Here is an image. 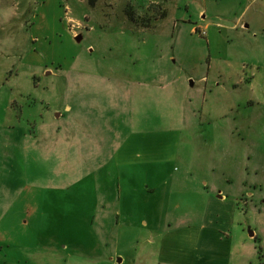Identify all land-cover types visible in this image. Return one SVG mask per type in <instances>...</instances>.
<instances>
[{
    "label": "rangeland",
    "instance_id": "1",
    "mask_svg": "<svg viewBox=\"0 0 264 264\" xmlns=\"http://www.w3.org/2000/svg\"><path fill=\"white\" fill-rule=\"evenodd\" d=\"M90 1L0 0V264H53L37 260L56 250L43 248L39 239H68V213L89 210L114 191L134 193V214L119 220L125 240L134 241L146 232L143 221L149 227L156 222L160 207L175 218L196 193L195 185L200 202L211 188L201 185L203 177L211 178L206 166H190L195 182L179 179L187 163L207 159L210 146L200 127H183L187 93L200 86L191 87L189 76L206 62L199 23L227 24L249 0ZM257 5L249 16L260 14ZM256 27L249 29L251 37L264 32ZM215 29H209L211 39ZM260 89L255 84L252 98ZM247 92L248 86L242 87L232 97L240 110H251L247 150L263 179L264 101L243 106ZM218 103L210 100L201 111H220ZM154 128L184 129L182 139L158 136L155 156L114 168L117 145L123 142L126 158L141 153L149 140H133V133ZM261 189L264 201V180ZM262 205L253 219L261 225ZM43 210L58 211L59 220L42 226L39 237ZM244 225L248 236L253 225ZM262 253L258 239L250 240L244 260L237 261L264 264Z\"/></svg>",
    "mask_w": 264,
    "mask_h": 264
},
{
    "label": "crops",
    "instance_id": "2",
    "mask_svg": "<svg viewBox=\"0 0 264 264\" xmlns=\"http://www.w3.org/2000/svg\"><path fill=\"white\" fill-rule=\"evenodd\" d=\"M258 3L260 14L249 16L248 11ZM199 26L204 32L202 35L197 33L206 45L204 51L207 53L203 55L206 62H199L189 76L193 77V80H189L191 87L194 88L197 83L200 86L193 92L188 91L191 94L187 93L186 101L189 105L188 111L183 112L187 119L183 127L188 130L200 127L198 133L203 140H209L210 146L207 159L199 163H187L184 175L181 174L179 179L195 182L189 176L193 173L190 166L196 164L208 167L212 173L211 178L203 177L201 185L211 188L206 191L203 201H198L199 192L195 185L196 193L187 197L190 207L186 205L175 218L168 209L160 207L158 210L161 214L154 219L156 222L151 227L146 221L141 224V227L146 228L145 234L140 233L134 241H126L119 220L123 221L124 213L134 214V193L127 191L126 196L119 190L114 191L107 199L99 197L96 205L89 210L68 213V228L72 230L68 239H39L43 248L53 245L56 250L52 256L43 253L37 255L38 261L45 263V259H50L53 264H241L248 243L257 239L264 257V224L253 222L254 218H259L258 214L263 209L261 181L264 178L258 176V166L252 167L257 162L252 161L253 156L247 150L245 135L253 120L252 113L251 110L248 113L240 110L232 97L236 90L248 86L247 95L241 102L243 106L253 105L257 100L264 101V32L256 35L253 31L254 37L249 32L252 26L264 31V0H249L234 20L227 24L200 22ZM210 27L216 28L213 39L209 36ZM250 39H255V42H250ZM249 57L253 59L249 60ZM181 80L185 84L188 82L186 79ZM258 83L261 84L260 96L255 99L252 95ZM183 86L186 88L188 84ZM210 100L212 103L219 102L222 107L220 111H201ZM183 130L170 128L163 132L154 128L133 133V140L137 141L138 136L149 140L145 144L147 148L143 146V152H136L126 158V148L121 145L123 142L121 146L118 144L113 154L114 168L117 165L119 168L133 166L137 160L155 156L158 136L170 133L176 135L180 142ZM168 157H175V161H178L176 156ZM167 194L164 192L165 200L169 199ZM126 204L131 205L127 208ZM46 211L40 214L39 237L42 226L48 222L47 225L51 227L59 220L56 218L58 211ZM93 213L98 215L93 216ZM218 214L223 216L221 222L216 219ZM244 223L253 225L248 230V236L244 233ZM238 256L243 260L237 261Z\"/></svg>",
    "mask_w": 264,
    "mask_h": 264
},
{
    "label": "trees",
    "instance_id": "3",
    "mask_svg": "<svg viewBox=\"0 0 264 264\" xmlns=\"http://www.w3.org/2000/svg\"><path fill=\"white\" fill-rule=\"evenodd\" d=\"M90 2L93 4L92 0ZM128 17H129L130 20L134 21V16L132 15V13H128ZM258 248L261 249L260 247H258ZM260 255H262V254H260Z\"/></svg>",
    "mask_w": 264,
    "mask_h": 264
},
{
    "label": "water",
    "instance_id": "4",
    "mask_svg": "<svg viewBox=\"0 0 264 264\" xmlns=\"http://www.w3.org/2000/svg\"><path fill=\"white\" fill-rule=\"evenodd\" d=\"M77 39H78V40H80V39H81V37L79 36Z\"/></svg>",
    "mask_w": 264,
    "mask_h": 264
}]
</instances>
